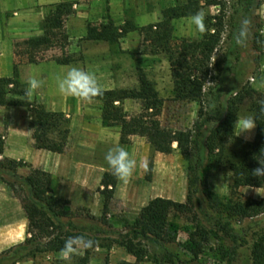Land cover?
<instances>
[{
  "label": "trees",
  "instance_id": "16d2710c",
  "mask_svg": "<svg viewBox=\"0 0 264 264\" xmlns=\"http://www.w3.org/2000/svg\"><path fill=\"white\" fill-rule=\"evenodd\" d=\"M262 2L264 0H244V15L254 8L258 9ZM219 4L218 0H185L180 5L165 8L159 23L141 29L167 56L174 86L172 99L200 104L198 118L191 128L172 130L161 125L159 118L164 100L140 65H137L138 88L102 90V95L94 98L102 103L103 125L118 127L122 144H128L131 137L139 136L145 138L155 152L170 155L177 149L189 158L186 201L154 198L140 210L127 230L121 232L114 228L108 218L113 190L118 183L113 174L106 172L102 177L99 192L104 196L105 203L101 217L93 216L84 208L72 211L68 209V201L53 195L49 172L32 169L24 176L18 172L22 162L1 158L5 140L0 135V181L21 201L28 219L27 238L23 243L0 253V264H18L41 254L61 253L65 241L75 236L73 231L95 235L117 234L114 242L136 259L135 262L122 260L117 264H140L151 254V249L154 251V264H205L201 262V255L213 235L218 246L212 251L225 264H237L244 237L234 226L233 220H254L264 215V200L242 201L237 197L243 187L264 188V177L253 175L254 170L260 167L257 160L264 155V111L261 110L264 93L250 84L241 83L232 97L220 105L214 114H206L202 108L203 92L211 75L213 55L223 39L224 17L214 16L216 22L209 23L203 38L197 41L174 42L172 24L176 19L191 17L204 6ZM73 13L72 3L54 5L43 23V35L18 43V46H23V51H16V56L22 55L28 63H39L44 60L42 54L45 50L58 46L62 56L55 57L57 64L75 62L65 52L68 37L64 33V19ZM134 30L130 23L118 27L109 20L99 27L89 24L84 40L115 44ZM26 88L27 84L20 79L19 64L16 63L12 77L0 78V106L32 107L36 118L34 147L64 153L70 135V120L63 112L49 111L43 104H31ZM126 100L139 101L140 112H126L122 106ZM245 103H249L250 112L257 123L255 138L251 142L235 136V123ZM206 163L218 170L231 172L232 195L237 199L223 203L210 191L203 175ZM152 171L153 161H150L148 179ZM20 192H24V195ZM171 214L191 215V221L195 222L194 229L188 235L190 260L181 259L177 252V229L170 222ZM94 248L95 245L84 249L83 255L73 257L70 264H90ZM251 258L252 264H264V232L257 235ZM105 264H111L108 258Z\"/></svg>",
  "mask_w": 264,
  "mask_h": 264
},
{
  "label": "rangeland",
  "instance_id": "374dc122",
  "mask_svg": "<svg viewBox=\"0 0 264 264\" xmlns=\"http://www.w3.org/2000/svg\"><path fill=\"white\" fill-rule=\"evenodd\" d=\"M183 2L185 0H113L112 11L107 4L91 1L87 6L91 26L98 27L112 20L118 27L130 23L135 30L115 44L87 43L81 38L74 37L71 40V46L69 45L65 50L70 57L76 60L75 62L82 65L83 70L95 75L102 90L138 88L137 65H140L164 100L163 112L159 118L161 125L172 130L191 128L198 118L200 104L190 101L176 102L172 99L174 86L167 56L157 47V43L141 29L159 23L165 8L180 5ZM218 2L219 6H204L200 10L205 13L206 31L209 23L216 22L213 20L214 16L222 15L224 17L223 39L213 55L211 75L205 85L202 98V108L209 115L214 114L220 105L225 104L241 83L250 84L264 93V8H262L264 2L258 9H252L247 15H244L243 12L244 0H218ZM244 18H248L251 24L246 43L243 46H238L233 37L234 33L238 32ZM172 24L174 42L201 40L206 33V31L200 33L191 22L190 17L176 19ZM60 54L62 52L50 49L48 52L45 51L42 56L45 55L50 59ZM29 101L33 105L42 104L37 99L29 98ZM43 105L48 110L47 105ZM122 106L129 114H136L141 110L140 102L136 100H126ZM101 108L102 103L98 100L93 99L91 102H85L77 98L73 111L68 112V115H71L70 118H67L73 128V141L69 152L66 153V157L64 156V164L67 165L64 170L66 172L70 170L73 175H76L80 171L83 172L85 168L91 167L90 163H94L98 172L104 170L113 174L104 159L107 152H103L99 147L103 131L107 133L104 139L109 143L111 149L117 146L126 147L130 155L136 159L137 167L127 182L118 180L108 210L110 223L114 228L123 232L134 222L140 210L154 198L162 197L177 202L186 200L189 158L182 155L177 149L170 155L157 153L145 138L139 136H133L128 144H122L118 127L103 129L105 126L102 123ZM19 111L31 112L29 119L26 115L24 117L25 122H30L31 128L34 129L36 118L33 108L23 107ZM246 116H252L249 103H245L241 107L238 119ZM82 125L88 126L86 132L83 131ZM255 129L250 133L241 134L240 128L236 126L235 136L238 139L251 142L255 138ZM80 139H83L85 144H80ZM150 161H153V171L151 178L148 179ZM145 163L148 165L147 171L144 168ZM21 165L22 167L18 169L21 175L26 176L33 169L31 164L22 162ZM207 165L206 163L203 175L206 177L210 191L217 195L221 202L228 203L237 197L242 201L247 199L264 200V188L243 187L239 190L238 196L234 197L232 195L231 172ZM94 178L89 182L92 184L91 187H94ZM83 187L69 184L68 190L79 195ZM97 187L98 191L102 188V186ZM0 191L2 193L0 194V204H15L16 208L12 209L11 213L18 216L17 207H22L21 201L2 181H0ZM20 194L24 195V192H20ZM10 197L14 199V202H10ZM102 198L105 203L103 195ZM68 202V209L72 211L76 212L80 208L87 209L73 204L71 201ZM170 222L177 229L178 254L181 259L190 260L192 256L188 249V235L189 231L194 229L195 222L191 221V215L178 214H171ZM233 224L244 237L243 246L237 257V264H252L251 250L257 235L264 232V215L254 220H233ZM73 234L75 236L84 235L95 241L90 264H105L107 258L111 264H117L126 259L136 261L135 257L130 255L125 248L114 242L118 238L117 234L95 235L82 231H73ZM217 246L218 241L212 235L210 242L205 245L201 262L225 264L212 251ZM83 252L84 248H77L72 258L83 255ZM150 253L140 264H154L152 260L154 251L151 249ZM71 260L66 261L61 253H46L38 255L35 259H25L18 264H57L60 262L70 264Z\"/></svg>",
  "mask_w": 264,
  "mask_h": 264
},
{
  "label": "crops",
  "instance_id": "0c3cea01",
  "mask_svg": "<svg viewBox=\"0 0 264 264\" xmlns=\"http://www.w3.org/2000/svg\"><path fill=\"white\" fill-rule=\"evenodd\" d=\"M91 1L107 4L113 11V0H0V78L12 77L15 64L18 63L22 82L27 84V80L31 77L43 82L40 88L31 92L29 98L37 99L38 102L47 105L49 111L65 113L68 118L71 117L68 112L73 111L77 97L60 94L57 88V79L63 77L73 66L83 69L82 65L77 62L59 65L54 61L55 57L49 59L45 55L44 60L39 63H28L22 55H19L20 59L18 60L16 51L19 53L21 52L19 50L23 51V46H18V43L31 37L43 35L45 19L50 15L53 6L60 3H72L74 10L73 14L64 19V33L68 37L67 48L69 45L71 46V40L74 37L84 40L90 23L87 6ZM87 43L102 44L106 42L87 41ZM50 49L62 52L58 46L50 47L45 51L48 52ZM61 55L56 56V58L61 57ZM22 108L0 106V135L5 140L4 153L1 158L28 163L32 165L33 169L49 172L52 176L53 195L87 208L97 218L101 217L104 203L97 186H101L102 177L107 171L100 170L98 172L95 164L90 163L91 167L85 168L83 172L80 171L76 175H73L70 170L66 172L64 168L67 165L64 164V156L69 152L73 141L71 125L68 144L64 153L58 154L38 150L34 147V129L31 128L30 122H25L24 117L26 115L29 119L31 112L19 111ZM82 128L85 132L88 130L87 125H82ZM103 129L107 128L103 127ZM102 134L99 147L103 152H108L111 146L104 139L107 133L103 131ZM83 141L80 139V144H85ZM92 178L95 181L94 187H91L92 184L89 183ZM69 184L75 187L85 186L86 188L83 187L82 192L76 195L68 190ZM9 200L14 202L12 197ZM185 201L182 200L181 202ZM14 208L16 205L13 203L0 204V253L23 243L28 235V219L23 208L17 207L18 216L11 213ZM126 260L135 262L131 259Z\"/></svg>",
  "mask_w": 264,
  "mask_h": 264
},
{
  "label": "clouds",
  "instance_id": "9594fccd",
  "mask_svg": "<svg viewBox=\"0 0 264 264\" xmlns=\"http://www.w3.org/2000/svg\"><path fill=\"white\" fill-rule=\"evenodd\" d=\"M191 22L196 26L200 33L206 31L205 13L197 11L190 17ZM251 21L248 18L242 19L238 32L234 33L236 45L243 46L249 32ZM42 81L31 77L27 80L26 94L30 95L33 90L42 86ZM57 88L60 94L80 98L82 101L91 102L95 97L102 95V89L93 73L83 70L79 67H71L63 77L57 79ZM262 111H264V102H262ZM235 126L240 128L241 134L250 133L257 126L256 120L252 116H246L236 120ZM107 165L112 170L113 175L124 182L132 176L137 167V161L133 158L124 146H117L109 149L104 157ZM260 167L256 168L253 175L264 177V155L257 160ZM147 171L148 165L144 164ZM95 244L93 239L84 235L69 237L61 250V255L66 261H70L77 248L89 249Z\"/></svg>",
  "mask_w": 264,
  "mask_h": 264
}]
</instances>
